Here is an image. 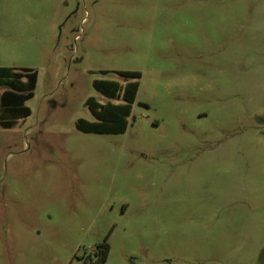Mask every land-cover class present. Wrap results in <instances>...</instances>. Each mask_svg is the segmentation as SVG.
<instances>
[{
  "label": "rangeland",
  "instance_id": "1",
  "mask_svg": "<svg viewBox=\"0 0 264 264\" xmlns=\"http://www.w3.org/2000/svg\"><path fill=\"white\" fill-rule=\"evenodd\" d=\"M0 63L38 72L0 264H264V0H0ZM100 79L137 82L122 133L76 125L125 103Z\"/></svg>",
  "mask_w": 264,
  "mask_h": 264
},
{
  "label": "trees",
  "instance_id": "2",
  "mask_svg": "<svg viewBox=\"0 0 264 264\" xmlns=\"http://www.w3.org/2000/svg\"><path fill=\"white\" fill-rule=\"evenodd\" d=\"M118 73L124 77L141 76L137 70H118ZM26 78L23 90L14 92L6 90L0 95V122L6 127H12L16 119L22 116L30 115V108L24 102L34 95V89L37 82V71L33 69H24L23 71H14L10 66H0V83L6 81H19ZM94 87L107 98L121 97L125 103H114L107 101L100 104L95 98L90 97L86 104L92 114L97 118L96 121H89L85 118H79L76 125L79 129L86 132L95 133H122L126 130L130 111V103L135 99L137 92V82L127 83L122 86L114 80L100 79L94 80ZM15 88V86H12ZM5 115H9L5 117ZM104 254L100 261L106 259L108 244L104 243Z\"/></svg>",
  "mask_w": 264,
  "mask_h": 264
},
{
  "label": "crops",
  "instance_id": "3",
  "mask_svg": "<svg viewBox=\"0 0 264 264\" xmlns=\"http://www.w3.org/2000/svg\"><path fill=\"white\" fill-rule=\"evenodd\" d=\"M0 66H7V65H3V64H1L0 63ZM11 67V66H10ZM26 69H32L31 67H28V68H26ZM13 70L14 71H18V70H15L14 68H13ZM34 70V69H33ZM6 82H9V84H8V86L7 87H2L3 85L2 84H6ZM6 82H2V83H0V95L4 92V91H6V90H9V91H14V92H21V90H23V88H24V84H25V82H26V78H22V79H20L19 81H6ZM37 83H38V72H37V82H36V87H37ZM12 86H15V88L14 87H12ZM35 87V88H36ZM34 95H35V92H34ZM34 95H33V97H34ZM32 97V98H33ZM32 98H30V99H32ZM30 99H28V100H26L25 102H24V104L25 105H27V101H29ZM111 102H113V101H111ZM114 103H118V102H114ZM121 103V102H120ZM28 106V105H27ZM29 107V106H28ZM30 108V107H29ZM0 111H1V109H0ZM30 115L32 114V110H31V108H30ZM30 115H28V116H22V117H19L18 119H16V123L13 125V126H15V125H17V123L20 121V120H22V119H25L26 117H29ZM9 115H5V117H8ZM0 125L3 127V128H11V127H6V126H4L3 124H1V122H0ZM12 126V127H13Z\"/></svg>",
  "mask_w": 264,
  "mask_h": 264
}]
</instances>
